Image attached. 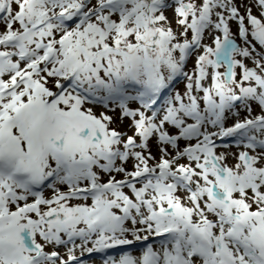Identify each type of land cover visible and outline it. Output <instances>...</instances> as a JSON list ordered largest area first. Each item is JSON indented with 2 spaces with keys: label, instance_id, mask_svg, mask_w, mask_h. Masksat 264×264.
<instances>
[{
  "label": "snow or ice",
  "instance_id": "obj_1",
  "mask_svg": "<svg viewBox=\"0 0 264 264\" xmlns=\"http://www.w3.org/2000/svg\"><path fill=\"white\" fill-rule=\"evenodd\" d=\"M93 254L264 264V0H0V264Z\"/></svg>",
  "mask_w": 264,
  "mask_h": 264
},
{
  "label": "bare ground",
  "instance_id": "obj_2",
  "mask_svg": "<svg viewBox=\"0 0 264 264\" xmlns=\"http://www.w3.org/2000/svg\"><path fill=\"white\" fill-rule=\"evenodd\" d=\"M85 259L88 260L89 258L86 256ZM90 264H101L100 257L93 254V257L90 259Z\"/></svg>",
  "mask_w": 264,
  "mask_h": 264
},
{
  "label": "rangeland",
  "instance_id": "obj_3",
  "mask_svg": "<svg viewBox=\"0 0 264 264\" xmlns=\"http://www.w3.org/2000/svg\"><path fill=\"white\" fill-rule=\"evenodd\" d=\"M189 67H191V64L189 65ZM177 87H178V88H182V87H183V84H182V83H181V84H178ZM233 150H234V149H233Z\"/></svg>",
  "mask_w": 264,
  "mask_h": 264
}]
</instances>
